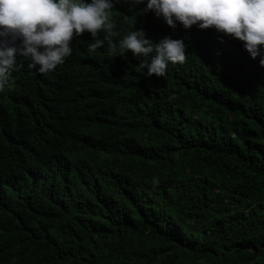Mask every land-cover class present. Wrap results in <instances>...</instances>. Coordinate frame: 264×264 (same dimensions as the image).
<instances>
[{
  "label": "trees",
  "instance_id": "trees-1",
  "mask_svg": "<svg viewBox=\"0 0 264 264\" xmlns=\"http://www.w3.org/2000/svg\"><path fill=\"white\" fill-rule=\"evenodd\" d=\"M144 6L118 0L113 40L183 39L163 77L118 47L89 55V33L48 73L18 57L0 92V264H264V67Z\"/></svg>",
  "mask_w": 264,
  "mask_h": 264
},
{
  "label": "clouds",
  "instance_id": "clouds-1",
  "mask_svg": "<svg viewBox=\"0 0 264 264\" xmlns=\"http://www.w3.org/2000/svg\"><path fill=\"white\" fill-rule=\"evenodd\" d=\"M118 0H0V92L10 83L18 57L30 61L29 68L45 74L63 64L73 52L74 37L89 33L87 53L117 47L144 57L140 67L146 76L163 77L169 63L183 64L187 47L183 39L165 35L154 41L142 28L119 35L113 10ZM130 7L144 4L141 14L151 12L167 26L185 30L214 28L219 34L243 42L251 59L259 57L264 67V0H126ZM103 33V38L99 34ZM219 54V53H217ZM153 183H157L154 179Z\"/></svg>",
  "mask_w": 264,
  "mask_h": 264
}]
</instances>
